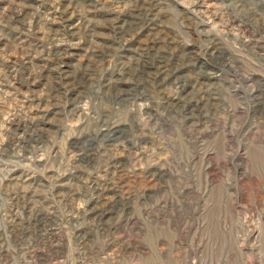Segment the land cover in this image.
<instances>
[{
	"label": "rangeland",
	"instance_id": "374dc122",
	"mask_svg": "<svg viewBox=\"0 0 264 264\" xmlns=\"http://www.w3.org/2000/svg\"><path fill=\"white\" fill-rule=\"evenodd\" d=\"M0 264H264V0H0Z\"/></svg>",
	"mask_w": 264,
	"mask_h": 264
}]
</instances>
